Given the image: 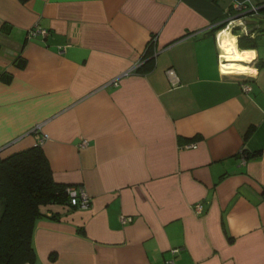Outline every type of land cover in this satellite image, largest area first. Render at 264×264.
<instances>
[{
	"label": "crops",
	"instance_id": "crops-1",
	"mask_svg": "<svg viewBox=\"0 0 264 264\" xmlns=\"http://www.w3.org/2000/svg\"><path fill=\"white\" fill-rule=\"evenodd\" d=\"M243 1L0 0V156L46 135L89 197L41 208L33 264H264V0ZM244 13L254 47L215 37Z\"/></svg>",
	"mask_w": 264,
	"mask_h": 264
},
{
	"label": "trees",
	"instance_id": "trees-1",
	"mask_svg": "<svg viewBox=\"0 0 264 264\" xmlns=\"http://www.w3.org/2000/svg\"><path fill=\"white\" fill-rule=\"evenodd\" d=\"M238 37L240 49L254 47L253 32ZM152 44L151 40L146 43L142 58L145 63L151 61L154 54ZM143 64L137 68L139 73L147 71ZM36 141L28 149L0 156V264L34 263L31 237L42 207L62 204L75 209L68 206L66 189L69 185L53 180Z\"/></svg>",
	"mask_w": 264,
	"mask_h": 264
},
{
	"label": "built area",
	"instance_id": "built-area-1",
	"mask_svg": "<svg viewBox=\"0 0 264 264\" xmlns=\"http://www.w3.org/2000/svg\"><path fill=\"white\" fill-rule=\"evenodd\" d=\"M234 7L236 8V13H243V12H250V14H256L257 13V7L254 5H251L249 0L243 1V2H239L236 3L234 5ZM236 16V15H235ZM243 18H238V19H234V16L229 17L223 21H221L218 24V28L219 30L216 31L215 33V37H218L220 35V33L222 32H226L229 34V32H232L234 29H237L238 32V36L241 34H247V27L245 25V23L242 21ZM30 35H36V34H40L41 36H45V31L44 30H30ZM225 63L224 61L219 62V66H221V64ZM127 74V73H126ZM125 74V75H126ZM166 76L169 79V81L172 82V84H175L176 79L174 76V73L172 70H167L166 71ZM116 81H113L112 83H110V85L115 84ZM242 89L244 91H248V85H244L242 87ZM40 129H41V125H36L34 127V131L40 133ZM41 134V133H40ZM47 139L46 135L41 134L40 137L37 139L36 143L41 146L42 143ZM87 145V141L84 139H81L79 141V143L77 144V147L79 149L84 148ZM194 144H189V145H183V147L181 148H194ZM67 191V195H68V206L70 207H74L75 209H86L89 205V197L88 195L85 193V191L82 189V187H78V186H70L66 189ZM192 212L194 213V215H199L202 213V207L200 204H194L192 206ZM171 253L173 255H176L178 253V249H172ZM164 264H173L172 261H164Z\"/></svg>",
	"mask_w": 264,
	"mask_h": 264
},
{
	"label": "water",
	"instance_id": "water-1",
	"mask_svg": "<svg viewBox=\"0 0 264 264\" xmlns=\"http://www.w3.org/2000/svg\"><path fill=\"white\" fill-rule=\"evenodd\" d=\"M260 8H258L257 10H259ZM248 13H250V12H248ZM245 14H247V13H244L243 15H237L236 17H234V19H238V18H240V17H242V16H244ZM226 61V60H225ZM224 61V62H225ZM227 62V61H226ZM247 67H249V63H248V66Z\"/></svg>",
	"mask_w": 264,
	"mask_h": 264
},
{
	"label": "bare ground",
	"instance_id": "bare-ground-1",
	"mask_svg": "<svg viewBox=\"0 0 264 264\" xmlns=\"http://www.w3.org/2000/svg\"><path fill=\"white\" fill-rule=\"evenodd\" d=\"M231 47H232V46H231ZM230 51H231V49H230ZM232 51H234V50H232ZM244 60H245V59H244ZM226 61H227V62L221 64V67H227V64H228L229 61H228V59H226Z\"/></svg>",
	"mask_w": 264,
	"mask_h": 264
}]
</instances>
